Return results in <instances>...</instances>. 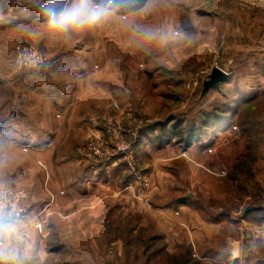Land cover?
Masks as SVG:
<instances>
[{
    "label": "rangeland",
    "instance_id": "1",
    "mask_svg": "<svg viewBox=\"0 0 264 264\" xmlns=\"http://www.w3.org/2000/svg\"><path fill=\"white\" fill-rule=\"evenodd\" d=\"M30 1L42 6L49 0L21 3ZM238 32L264 55V0H121L92 26L53 31L41 23L28 39L8 33L7 44L0 45V74H34L35 83L49 75L60 79L61 58L89 56L83 74L93 76L81 82L82 89L96 97H77L80 133L63 152L77 172L96 170L104 181L112 176L99 196L114 198L101 210L87 208L82 198L62 207L64 192L49 180L38 181L43 197L32 185L11 184L9 175L20 164L11 156L18 151L0 144V199L23 190L30 206L17 229L0 238V247L26 243L25 264H264V85L246 102L233 100L244 86L236 74H264V59L244 63L251 54L240 53ZM24 47L43 56L39 68L19 65ZM215 66L234 78L203 94ZM229 104L232 118L220 124L214 112L224 116ZM192 122L206 131L187 146L179 134L187 138ZM52 155L56 166L59 154ZM178 204L207 221L227 223L217 232L234 235L245 254L227 256V236H199L197 250L185 234L168 240L150 214L167 217ZM248 205L253 210L241 218ZM244 227L246 234L238 236Z\"/></svg>",
    "mask_w": 264,
    "mask_h": 264
},
{
    "label": "crops",
    "instance_id": "2",
    "mask_svg": "<svg viewBox=\"0 0 264 264\" xmlns=\"http://www.w3.org/2000/svg\"><path fill=\"white\" fill-rule=\"evenodd\" d=\"M48 3L49 1L46 4ZM46 4L39 6L30 1L29 5H23L21 0H0V38L2 39L0 45L4 47L7 44V34L10 32L18 33L14 40L18 36H25L28 39L27 32H30L32 28L41 23L47 24V18L42 11ZM39 17H43L42 21L38 20ZM243 35L241 32L236 33L235 37L238 41L235 39V42L240 44V49H242V51L239 50L240 53L251 54L244 55V63L248 65L251 59H254L253 63L260 64L264 55L260 56L255 45L246 43ZM232 47L236 49L237 44ZM1 60H3L1 67L5 72V58L1 57ZM60 61H65L62 68L65 74H61L62 78L57 79L49 75L47 81L40 79L38 83L36 82L37 84L33 82L38 79L37 76L34 77V74H28L29 77L21 74H0V144L6 151H18V155L11 156V162L20 163L18 168L10 173V183L32 185L36 188L37 194L43 197L45 196L44 190L37 186L38 181L40 184L42 180H49L53 187L64 192L59 194L62 195L59 198L62 207L73 204L76 198H82V200L87 199L84 200L88 205L87 208L101 210L106 207L108 198L111 196L114 198L112 193H109L110 197L99 196L100 192L105 190L104 186H101L102 182L111 183L112 176L109 181H104L102 177L97 176L96 170L87 168L83 172H77L75 165L70 168L72 158L63 152L80 133L78 118L80 105H78L77 97L82 94L88 97L95 96L93 92L92 95L86 94L88 91L82 89L83 83H81L93 76L83 74L90 64L89 56L74 53L71 57L61 58ZM262 74L259 70L254 74H236L237 79L244 82V86L234 93L237 96L234 95L233 100L241 98V101L246 102L245 98L249 93H252L251 98L255 97V91L262 89L264 85V74ZM100 97L99 95L98 98ZM60 113L62 116H59ZM57 153L59 163L57 161L56 167L50 164V154L54 156ZM256 176L258 177V174ZM54 203L51 204L52 208H54ZM168 212L170 214L167 217L158 212L150 214L153 215L154 223L162 229L163 236H166L168 240H172V236L185 234L189 236L193 250H197L199 236H227L226 249H224L226 255L233 254L234 242L239 243L240 256L245 254L240 242L231 237L234 235L217 232L221 225L227 224L224 221H207L198 211L181 204L174 206ZM53 215L50 216L49 226L50 223L53 225L52 218L57 216ZM79 224H83L82 220ZM245 228L243 231L238 229V236L246 234L244 233ZM178 238L177 241L180 240Z\"/></svg>",
    "mask_w": 264,
    "mask_h": 264
},
{
    "label": "clouds",
    "instance_id": "3",
    "mask_svg": "<svg viewBox=\"0 0 264 264\" xmlns=\"http://www.w3.org/2000/svg\"><path fill=\"white\" fill-rule=\"evenodd\" d=\"M121 0H49L42 11L47 18V25L53 31L92 26L112 14L120 6ZM19 217L0 211V238L14 232ZM15 248L0 247V264H25L27 244Z\"/></svg>",
    "mask_w": 264,
    "mask_h": 264
},
{
    "label": "built area",
    "instance_id": "4",
    "mask_svg": "<svg viewBox=\"0 0 264 264\" xmlns=\"http://www.w3.org/2000/svg\"><path fill=\"white\" fill-rule=\"evenodd\" d=\"M18 62L19 65L25 64L28 65L27 67L29 68L36 69L39 68V65L43 62V56L40 55L37 51H35L31 47H24L19 51ZM114 104L115 106L118 107V104L116 103ZM99 152H100L99 150H95L93 153L98 154ZM27 198H28V193L26 191L23 190L13 191L9 194L8 197H4L0 199V211L4 213H11L16 215L17 217H19V222H20L24 218H26L30 212V206L26 203Z\"/></svg>",
    "mask_w": 264,
    "mask_h": 264
},
{
    "label": "trees",
    "instance_id": "5",
    "mask_svg": "<svg viewBox=\"0 0 264 264\" xmlns=\"http://www.w3.org/2000/svg\"><path fill=\"white\" fill-rule=\"evenodd\" d=\"M232 77H233V74H230V76H229V78H228V80L227 81H225V82H228L229 80H231L232 79ZM223 83V82H222ZM216 86V85H215ZM214 86V87H215ZM212 89V88H211ZM208 92V91H207ZM234 107V105H232V104H229L228 105V107H227V111H228V113L227 114H225L224 116L222 115V114H219L217 111L216 112H214L215 114H216V116H218L220 119V124L221 123H228L229 121H230V119L232 118V115H233V113H234V111H235V108H233ZM216 118V117H215ZM206 123H208V121L207 120H205V122H204V125L206 126L207 124ZM179 123H177V124H175V125H173L172 127H171V129L172 130H174V132L176 133V131H178V127H179V125H178ZM161 125H163V124H161ZM204 131H206L204 128L202 129V131L200 130V128L199 127H196L195 126V123H193L192 122V124H191V126H189V128H188V134H187V138H183L182 137V133H180L179 134V139H185V142H186V145L187 146H190V145H192L193 144V142H195L196 140H200V137H201V135H202V132H204ZM180 141V140H179ZM182 141V140H181ZM182 203H185L184 202V200H180ZM253 210V209H252ZM252 210H250L246 215H245V217L244 218H246L247 217V215L252 211ZM261 221L260 222H264V217L263 218H261L260 219Z\"/></svg>",
    "mask_w": 264,
    "mask_h": 264
},
{
    "label": "water",
    "instance_id": "6",
    "mask_svg": "<svg viewBox=\"0 0 264 264\" xmlns=\"http://www.w3.org/2000/svg\"><path fill=\"white\" fill-rule=\"evenodd\" d=\"M231 73L227 72L226 70H224L221 67L215 66L211 72V74H209L208 78L206 80H204V88L202 93L205 94L207 91H209L211 88H213L215 85L225 82L228 80L229 76ZM252 210V206L248 205L245 207L241 218H244L245 215ZM234 246V250H233V255L238 258L240 256V249H239V243L238 242H234L233 244Z\"/></svg>",
    "mask_w": 264,
    "mask_h": 264
},
{
    "label": "bare ground",
    "instance_id": "7",
    "mask_svg": "<svg viewBox=\"0 0 264 264\" xmlns=\"http://www.w3.org/2000/svg\"><path fill=\"white\" fill-rule=\"evenodd\" d=\"M264 230V229H263Z\"/></svg>",
    "mask_w": 264,
    "mask_h": 264
}]
</instances>
